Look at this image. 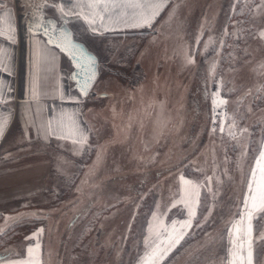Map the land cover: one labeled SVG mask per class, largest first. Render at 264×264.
I'll list each match as a JSON object with an SVG mask.
<instances>
[{
  "label": "rangeland",
  "instance_id": "obj_1",
  "mask_svg": "<svg viewBox=\"0 0 264 264\" xmlns=\"http://www.w3.org/2000/svg\"><path fill=\"white\" fill-rule=\"evenodd\" d=\"M15 1L20 16L26 11H36L34 15L31 13L34 21L41 19L43 13L58 21L71 20L61 17L50 6L65 3L67 7L65 0ZM261 4L262 0H170L151 27L117 26L115 31L95 32L94 49H89L98 51L100 57L96 53L94 56L99 57L100 63L97 81L92 86L96 97L91 103L98 105L101 112L95 116V110H91L87 115L96 126L90 128L83 146L72 140H66L60 149L51 144L53 174L47 181L62 194L15 225L19 227L15 233L18 230L21 233L18 241L11 237L15 234L11 232L12 215H0V223H4L2 236L0 229V248L16 249L13 256L3 261L26 259L28 247L39 242L41 264H137L144 253L146 228L152 214L163 210L161 192L154 187V177L162 174L163 200L165 204L171 200L169 205L180 195L181 175L197 182L212 178L211 192L207 186L201 188L200 206L191 230L164 264H223L225 233L239 213L248 175L264 148ZM184 32L189 33L187 38L178 37ZM189 58L194 62L189 63ZM131 89H136L132 91L133 97L128 92ZM221 100L227 103L221 104ZM152 112L155 121L148 119ZM233 119L235 128H231ZM147 120L148 135L142 139V145L148 151H143L139 132ZM221 126L225 129L223 133L219 131ZM229 130L234 137L228 134ZM109 133L115 143L125 144L124 150L112 144L115 150L107 153L109 160L103 156L99 166L94 160L90 167L93 156L89 148L97 140L99 144L103 139L109 141ZM129 168L124 174L131 173L135 178L131 190L137 201L129 209L131 221L122 238L111 231L110 236L106 235L108 240L101 239L102 231L93 223V208L76 226L66 229V222L68 225L75 211L87 201L85 196L81 200L76 198L67 210L74 200L75 180L82 170L81 177L113 170H116L113 176L120 177L122 173H118ZM86 170L88 174L84 173ZM90 172L93 174L89 175ZM171 180L176 184L173 190ZM173 193L176 196L172 197ZM67 196V203L57 213H66L65 219L62 216L61 231H52L50 242L43 246L47 218L44 212H36L59 206ZM177 207L166 222L173 220L172 214H186L179 212L182 207ZM34 215L42 218H32ZM254 224L258 226L264 221ZM40 229L43 231L39 236L29 239ZM112 234L115 238H111ZM258 236L259 232L254 231L253 264H264V240Z\"/></svg>",
  "mask_w": 264,
  "mask_h": 264
},
{
  "label": "crops",
  "instance_id": "obj_2",
  "mask_svg": "<svg viewBox=\"0 0 264 264\" xmlns=\"http://www.w3.org/2000/svg\"><path fill=\"white\" fill-rule=\"evenodd\" d=\"M66 1L67 0H65V2ZM15 2L17 1L0 0V15L4 12L12 14L17 37L16 44H10L4 38L0 37V46L7 47L11 50L13 68V74L11 75L0 72V79H3L8 88H10V90L5 91V96L8 98L9 102L7 104L0 105V113H4L6 116L10 115V123L6 128L4 135L0 137V215H12L11 218L14 219L12 223L13 228L19 221H21L22 218H30V212L41 209L46 205L55 202L62 194H59L61 191L52 189L51 184L47 181L48 177H52L53 174L52 169L54 160L51 144H54L57 149H60L62 143L66 140L71 141V139H60L58 138V133H46L41 125L46 123L48 120H52L53 127H55L56 118L61 114V112H63L65 114L72 115L84 129L85 135L88 136L90 128L96 126V122L94 119L89 118L90 116L89 114L87 115V113L91 110H95V116H97L98 113L101 112V108L98 105L91 103V101L94 100L93 98L96 97L92 92V86L97 81L100 63L98 51L92 52V50L89 49H94V39H97L95 33L90 30L84 21H81L82 19H77L74 16H68L71 18L70 21H63L64 19L62 21H58L55 17L46 15V13L41 15L43 16L45 22L49 20L55 21L58 30L70 34L71 39L75 44L78 45V43H81L85 46V51L78 46V55L79 52H82L86 57H91L92 60L94 53L99 56H97L98 59H96L98 60L97 76L89 87L87 95H83L80 91V84L84 82L85 76L80 69L75 67L77 62L82 61L73 59L68 53L61 51L53 44H47L46 41L48 37L44 34L43 29L35 28V25L40 21H34V18L31 17V13L34 15L36 14V11H26V13H23L22 16H20L18 5L16 4L15 6ZM169 2L170 0H167V4ZM30 26L34 29L32 32L29 31ZM46 26L51 29V25L46 23ZM59 31L57 32V35H59ZM188 34L189 33L185 32L179 33L178 37L187 38ZM34 40L41 41V62L39 71H37L35 67L36 45ZM86 41L88 42L89 47L87 46ZM74 74L76 75V79L72 78ZM33 81H35L37 85V98L35 99H33L29 94V87ZM132 91L135 92L136 89L128 91L133 97L134 93ZM61 94L64 99L60 98ZM108 95H113V93L108 92ZM70 97L75 99H69ZM142 97L143 96H140V98ZM121 110L124 112V109ZM148 119L155 121V113L152 112ZM149 123L150 122H148V120L145 121L143 128H140L139 132L141 136V144H139L143 151H148L143 147L142 139L144 140V137L148 135ZM111 137L112 135L109 133V141L106 140L103 142V139L99 144L97 140L96 144L89 148L93 156L92 162L89 165L90 167H92L94 160L97 161L99 166L103 156H105V160H109L107 153L110 152V149L115 150V148L111 146L112 144H118L117 149L124 150L125 144L123 145L120 142L115 143V141H113V137ZM11 148L15 150L10 152L9 149ZM84 168L85 166L83 169ZM130 170L131 169L129 168L128 170L120 171L118 174L122 173V176H124V173ZM115 171L103 172L100 175L90 172L89 175L93 174L92 177H81L80 174H82V170V172L77 175V179L75 180V187L77 188L76 191H73L76 193L74 198L81 199L85 196L87 199L85 203V213H88L91 208H93L92 213H95L96 208L98 212L106 211L109 213L110 208L128 197L126 196V194L128 195L126 192H129L130 196H136L133 195L134 193L131 190V185L126 188V180H123L124 177L113 176ZM84 173L88 174V170L84 171ZM163 179L164 177L156 180L154 187H157L156 191L161 192V201L164 203V205L160 204V207L163 210L159 213L165 214L166 212L168 217L171 211L174 212L176 207L173 208L172 205H169L171 200H168L166 204L163 200L165 186ZM186 179L188 178L186 177ZM171 184L170 188L173 190L176 184L173 180H171ZM117 188L124 192L123 197L120 198L115 196L110 199L109 192L112 189ZM245 191L241 194V203L243 201ZM174 196H176V193L172 194V197ZM179 197L180 195L173 200V203H175ZM67 198L68 196L65 197V200H63L59 206L57 205L54 208L49 206V209H43V211L39 210L36 213L41 214L44 212V216L47 218L46 214L48 212L49 213L47 215L50 216L53 211L62 210V205L67 203ZM125 204L126 201H123L122 205ZM178 206L179 209L182 207L180 205ZM179 212L182 213L181 209ZM172 215L173 219L177 217V219L180 220L186 218V214H181L182 217L179 213ZM238 215L235 218H237ZM136 216L137 214L134 216V219ZM32 218L42 217L41 215H34ZM3 224L0 223L1 236ZM46 224L47 223L45 221L44 233ZM13 228L11 231L13 233H15L14 230L19 229V227ZM16 232L18 234L15 233L14 235H11V237L14 238V242H16V240L18 241L21 237L20 231L18 230ZM46 236L51 238L49 233H47L44 234L43 239H46ZM15 250L8 248L7 251H4V253L9 252L8 256H13V252ZM145 251L146 249L144 248L142 252ZM143 254L139 257L137 264H139L140 258ZM24 255L25 257L27 256L25 253Z\"/></svg>",
  "mask_w": 264,
  "mask_h": 264
},
{
  "label": "snow or ice",
  "instance_id": "obj_3",
  "mask_svg": "<svg viewBox=\"0 0 264 264\" xmlns=\"http://www.w3.org/2000/svg\"><path fill=\"white\" fill-rule=\"evenodd\" d=\"M166 4L167 0H67V7L65 3L51 4L50 6L57 9L61 17L74 16L77 19H82L92 32L103 34V31L117 30V26L151 27ZM261 6H264V0H262ZM46 23L51 25V29L46 26ZM35 28L43 29L44 34L48 37L47 44H53L61 51L68 53L73 59L82 61L77 62L75 67L80 69L86 77L80 84V91L83 95H87L91 82H94L96 76L95 62L82 52H79L78 55V45L72 41L70 34L58 30L55 21L45 22L42 16ZM33 30L30 26L29 31ZM58 31L59 35H57ZM260 35L264 38V32ZM0 37L10 44L17 43L16 28L12 14L9 12L0 15ZM34 43L36 45L35 67L39 71L41 41L34 40ZM188 62L193 63L194 60L189 58ZM0 72L13 74L11 50L4 46H0ZM72 78L76 79V75L74 74ZM36 87L35 81L29 87V94L33 99L37 98ZM6 90H10V88L3 79H0V105L9 102L5 96ZM60 98L64 99L62 94ZM69 99L74 100L75 98L70 97ZM220 103L226 104L227 101L221 100ZM9 123L10 115L6 116L4 113H0V137L4 135ZM235 126L233 119L231 128H235ZM41 127L46 133H58L60 139H71L74 144L83 146L87 143L84 129L70 114L61 112L56 118L55 127H53L52 120H48ZM219 131L223 133L224 127L221 126ZM228 134L235 136L231 130ZM179 179L180 198L172 204V207L182 206L181 211L186 213V218L173 219L169 223L166 222V213L154 212L146 228L147 235L144 240L146 251L140 258L139 264H164L173 251L180 246L181 241L185 239L193 226L197 209L200 206L201 188L207 186L208 191L211 192V177H208L205 182L186 179L183 175ZM204 221H207V217H204ZM259 221H264V148L259 152L248 175L246 191L239 207V215L230 222L225 233L226 257L224 264H253L254 231L259 232L258 239L264 240V224L258 226L254 224ZM42 231L40 229L29 239L39 236ZM39 255L40 243L37 242L35 247H28L26 259L8 260L0 262V264H41Z\"/></svg>",
  "mask_w": 264,
  "mask_h": 264
},
{
  "label": "flooded vegetation",
  "instance_id": "obj_4",
  "mask_svg": "<svg viewBox=\"0 0 264 264\" xmlns=\"http://www.w3.org/2000/svg\"><path fill=\"white\" fill-rule=\"evenodd\" d=\"M38 21H40V19H38ZM159 175L160 176L154 177V178L156 180L162 178L161 177L162 174H159ZM131 176H132L131 173L126 174L124 176H120V177H124L123 180L124 179L126 180V188H128L129 185L132 186V183L130 182V178H131V181L135 179L134 177H131ZM127 179H128V182H127ZM123 193L124 192H122L119 188L112 189L109 192V194H110L109 198L111 199V198H113L115 196L122 198L123 197ZM126 193H128V195H127L128 199H127V202H126L125 205H122V204L114 205L112 208L109 209V211H110L109 213L106 212V211L105 212L104 211L98 212V210L96 208L95 213L91 214V215H93V217L95 216L94 220H93V223L96 225V229H98L99 231H102V233L99 234V235H101V239L108 240L109 238H106V235L110 236L111 235V233H110L111 231H113V232L116 231L115 233H116V235L119 238H122V236L125 235V232L127 231L128 223L131 221L130 217H131V213L132 212H130L129 209L130 210L133 209L134 204L137 201L136 199H133L132 196L129 195V192H126ZM133 197H135V196H133ZM75 200H72L68 204V206H67L68 209L67 210H69V207H71L72 203ZM85 203L81 204L79 206L78 210L75 211L74 217L72 218V220L69 222L68 225H67L68 222H66V224H65L66 225V229H67V226L69 228H73L74 226L77 225L78 221L81 220L82 217L84 218L85 212H86ZM61 211L62 210H60V212ZM60 212H59V210L58 211L55 210V211L52 212V214L50 216L47 215L48 213L46 214L48 220L46 221L47 224L45 225L46 226L45 227V234L49 233V235L51 236L52 231H56L57 229L61 231L60 227H61V224H62V222H61L62 221V216L65 219L66 218V215H65L66 213L57 214V213H60ZM49 217H50V219H49ZM65 225H64V227H65ZM122 230L124 231V233H122ZM115 233H113V234H115ZM113 234H112L111 238H115L116 235L113 237ZM50 240H51V238L50 237L48 238L46 236V239H44L45 243H44L43 246H46L47 243L50 242ZM2 248L3 247L0 248V250H2V251H0V262L5 260V259H7L8 258V253H9V252H5L4 253Z\"/></svg>",
  "mask_w": 264,
  "mask_h": 264
},
{
  "label": "water",
  "instance_id": "obj_5",
  "mask_svg": "<svg viewBox=\"0 0 264 264\" xmlns=\"http://www.w3.org/2000/svg\"><path fill=\"white\" fill-rule=\"evenodd\" d=\"M78 46H80V48L82 49V50H86L85 49V46L83 45V44H81V43H78ZM97 58L94 56L93 57V60H94V68H95V70H96V76H97V73H98V69H97V63H98V60H96ZM96 76H95V78H96ZM86 79V77L84 78V80ZM93 82H91V84H92ZM91 86V85H90ZM89 90V89H88Z\"/></svg>",
  "mask_w": 264,
  "mask_h": 264
}]
</instances>
